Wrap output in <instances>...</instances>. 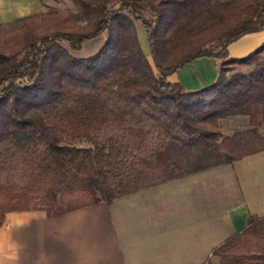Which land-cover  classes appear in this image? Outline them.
<instances>
[{"label":"trees","instance_id":"obj_1","mask_svg":"<svg viewBox=\"0 0 264 264\" xmlns=\"http://www.w3.org/2000/svg\"><path fill=\"white\" fill-rule=\"evenodd\" d=\"M59 2L62 0H52ZM0 34V225L13 211L57 217L264 151V0H68ZM146 34L149 56L138 39ZM104 34L91 54L84 44ZM213 82L169 76L196 58ZM244 119L223 134V121ZM219 264H264V215L217 246Z\"/></svg>","mask_w":264,"mask_h":264},{"label":"crops","instance_id":"obj_2","mask_svg":"<svg viewBox=\"0 0 264 264\" xmlns=\"http://www.w3.org/2000/svg\"><path fill=\"white\" fill-rule=\"evenodd\" d=\"M49 0H0V23L44 12ZM264 29L228 46L239 57ZM218 61L201 57L169 76L188 90L214 81ZM264 151L95 206L49 217L13 211L0 225V264H219L214 249L264 215Z\"/></svg>","mask_w":264,"mask_h":264},{"label":"rangeland","instance_id":"obj_3","mask_svg":"<svg viewBox=\"0 0 264 264\" xmlns=\"http://www.w3.org/2000/svg\"><path fill=\"white\" fill-rule=\"evenodd\" d=\"M56 8L57 9L74 10V6L68 0H62V1H59V2H55V1L49 0V4H48V6L45 7V11L44 12L50 11V10H53V9H56ZM9 28H11V25H5L4 27H2L0 29V34L4 30L9 29ZM137 28H138V31H137L138 39H139V42H140L141 47L143 49V52H144L145 55L149 56V48H148V43H147L145 31L141 27L140 23H137ZM104 36H105L104 34H99L95 38L88 40L84 44L82 49L76 54H78V55H88V54L93 53L102 44V42L104 40ZM0 42H1V40H0ZM245 124H246L245 120L244 119H240V118L229 120V121H227V120L223 121L222 132H223V134H229L234 129L244 127ZM257 166H259L258 167L259 170H262L263 167H264V162L257 164Z\"/></svg>","mask_w":264,"mask_h":264}]
</instances>
